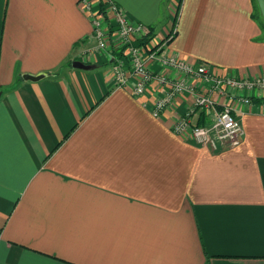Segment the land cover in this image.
Segmentation results:
<instances>
[{
	"label": "crops",
	"instance_id": "crops-1",
	"mask_svg": "<svg viewBox=\"0 0 264 264\" xmlns=\"http://www.w3.org/2000/svg\"><path fill=\"white\" fill-rule=\"evenodd\" d=\"M103 1L0 0V264H264V102L236 104L234 145L175 131L191 95L154 115L166 84L117 85L120 37L105 51L92 35ZM111 1L150 45L175 21L165 56L264 77V0ZM149 69L182 76L158 59Z\"/></svg>",
	"mask_w": 264,
	"mask_h": 264
},
{
	"label": "built area",
	"instance_id": "built-area-1",
	"mask_svg": "<svg viewBox=\"0 0 264 264\" xmlns=\"http://www.w3.org/2000/svg\"><path fill=\"white\" fill-rule=\"evenodd\" d=\"M99 11L91 12L92 35L96 48L105 50L111 44V33L115 31L120 37L119 47H123L124 57L129 61L130 67L124 66V58H116L113 64L115 79L119 87L126 86L131 78L136 82L133 91L136 94L143 92L144 88L153 80L167 85L164 96L159 99L153 109L154 115H158L172 101L174 96L182 92H188L192 97L189 110L176 121L174 130L182 132L189 130L191 136L203 144H208V139L217 138L219 142L231 145L239 142L241 135V123L235 117L237 103H249L250 96L241 95L242 92H258L257 97L264 96V77L257 78H235L232 76H215L203 65H193L161 54L163 46L172 37L168 34L163 43L156 42L152 45L143 42L150 34L149 28L140 23L128 22L119 6L111 0H104ZM103 13L109 14L113 19V26L104 25ZM114 27V28H113ZM160 43V44H159ZM158 59L162 64L177 69L182 76L180 78H168L166 76L153 74L149 64ZM190 78L202 80L207 87L206 92L195 90L189 85ZM214 95L222 97L225 102L218 103ZM218 103V104H217ZM217 105H219L217 107ZM194 108L212 110L214 122L211 126H200L192 124L189 120L190 113ZM210 144L215 143L211 140Z\"/></svg>",
	"mask_w": 264,
	"mask_h": 264
},
{
	"label": "rangeland",
	"instance_id": "rangeland-1",
	"mask_svg": "<svg viewBox=\"0 0 264 264\" xmlns=\"http://www.w3.org/2000/svg\"><path fill=\"white\" fill-rule=\"evenodd\" d=\"M175 24V23H174ZM174 24H172V29H171V32H170V34H173L174 33V28H175V25ZM168 38V37H167ZM163 40H165V39H162L161 41H160V43H163ZM159 42V41H158ZM159 43V44H160ZM121 48H123V47H121ZM114 52H112L110 55V57H112V63L113 64H115V59L116 58H124L125 59V62H123L124 63V66H126V67H130V65H129V61L127 60V58H126V56L124 57V53L122 52L120 55H117V54H113ZM113 54V55H112ZM227 77H229V76H227ZM248 96H252V97H257L256 95L258 94V92H255V91H252L251 90V92H247L246 93ZM251 96H250V98H251ZM194 110H195V108H194ZM212 115L213 116H211L210 117V119H209V123H208V125H206V126H211L212 125V123L214 122V114L212 113ZM205 126V125H204ZM211 139V138H210ZM210 139H208L207 140V142L208 143H211V141H210ZM211 140H215V142L216 143H219V144H224V142H219L218 141V139L217 138H214L213 137V139H211Z\"/></svg>",
	"mask_w": 264,
	"mask_h": 264
},
{
	"label": "trees",
	"instance_id": "trees-1",
	"mask_svg": "<svg viewBox=\"0 0 264 264\" xmlns=\"http://www.w3.org/2000/svg\"><path fill=\"white\" fill-rule=\"evenodd\" d=\"M174 23H175V21L173 22V24ZM262 29L264 31V25H262ZM150 34H151V32H150ZM150 34L147 37L144 38L143 42H148L149 41ZM168 41H170V40H168ZM116 51H118V52H115V54L120 55L123 52V48H119ZM250 101H253V102H264V96H262V97H251ZM205 122H206V120L202 117V115H200L195 124L196 125H204Z\"/></svg>",
	"mask_w": 264,
	"mask_h": 264
},
{
	"label": "water",
	"instance_id": "water-1",
	"mask_svg": "<svg viewBox=\"0 0 264 264\" xmlns=\"http://www.w3.org/2000/svg\"><path fill=\"white\" fill-rule=\"evenodd\" d=\"M72 66L74 68H80V69H88V68H90V65L85 64V63L80 62V61H73L72 62ZM45 75L46 74H44V73H39L37 75L24 74L23 78L29 79V80H32V81H36V80H39L40 78L44 77Z\"/></svg>",
	"mask_w": 264,
	"mask_h": 264
}]
</instances>
